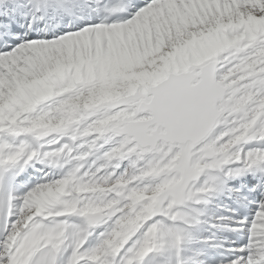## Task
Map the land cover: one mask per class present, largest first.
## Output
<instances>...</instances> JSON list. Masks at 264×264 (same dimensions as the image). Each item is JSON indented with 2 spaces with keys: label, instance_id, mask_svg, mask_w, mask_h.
<instances>
[{
  "label": "snow or ice",
  "instance_id": "obj_1",
  "mask_svg": "<svg viewBox=\"0 0 264 264\" xmlns=\"http://www.w3.org/2000/svg\"><path fill=\"white\" fill-rule=\"evenodd\" d=\"M0 264H264V0H0Z\"/></svg>",
  "mask_w": 264,
  "mask_h": 264
}]
</instances>
